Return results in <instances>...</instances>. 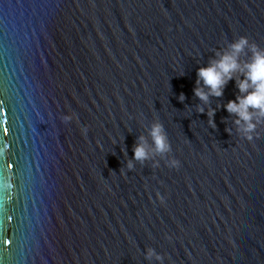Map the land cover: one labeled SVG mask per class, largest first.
<instances>
[{"label":"water","instance_id":"obj_1","mask_svg":"<svg viewBox=\"0 0 264 264\" xmlns=\"http://www.w3.org/2000/svg\"><path fill=\"white\" fill-rule=\"evenodd\" d=\"M241 35L264 0H0V264H264V124L193 91Z\"/></svg>","mask_w":264,"mask_h":264},{"label":"clouds","instance_id":"obj_2","mask_svg":"<svg viewBox=\"0 0 264 264\" xmlns=\"http://www.w3.org/2000/svg\"><path fill=\"white\" fill-rule=\"evenodd\" d=\"M243 56L248 58L242 59ZM230 80H235L238 93L235 99L228 100L223 107L234 117L233 123L237 126V131L251 142L254 135L257 139L259 138L258 125L264 124V47L250 41L246 35L234 39L223 49H217L214 56L209 58L208 64L197 69L194 94L200 101L207 104L209 97L223 96L224 89ZM178 99L183 101L184 94L181 93ZM217 107L221 105L218 104ZM197 111L203 113L204 107L197 105ZM207 116L208 123L215 127V109L209 108ZM63 119L68 121L72 119V116L65 115ZM226 131L231 134L230 129ZM149 135L155 152L170 153L171 145L164 126L159 120L152 123ZM133 152L134 159L137 161L144 162L149 159L148 141L143 135L138 138ZM158 163L154 161V166ZM167 163L171 167H176L180 162L170 158ZM127 167L129 169L134 167L131 160L128 161ZM153 257L158 261L163 260V256L155 249L147 248L146 258Z\"/></svg>","mask_w":264,"mask_h":264},{"label":"snow or ice","instance_id":"obj_3","mask_svg":"<svg viewBox=\"0 0 264 264\" xmlns=\"http://www.w3.org/2000/svg\"><path fill=\"white\" fill-rule=\"evenodd\" d=\"M4 131L6 132V131H7V129H4Z\"/></svg>","mask_w":264,"mask_h":264}]
</instances>
